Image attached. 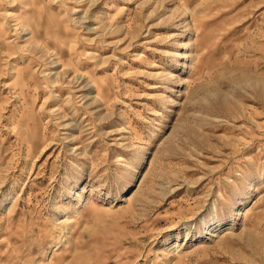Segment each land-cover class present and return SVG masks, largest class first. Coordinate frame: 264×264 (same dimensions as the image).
<instances>
[{"label": "rangeland", "instance_id": "obj_1", "mask_svg": "<svg viewBox=\"0 0 264 264\" xmlns=\"http://www.w3.org/2000/svg\"><path fill=\"white\" fill-rule=\"evenodd\" d=\"M0 264H264V0H0Z\"/></svg>", "mask_w": 264, "mask_h": 264}]
</instances>
